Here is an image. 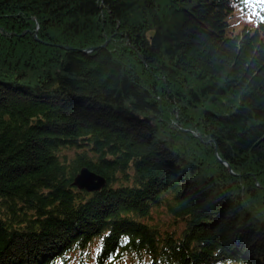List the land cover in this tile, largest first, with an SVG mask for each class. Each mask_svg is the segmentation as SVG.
Returning <instances> with one entry per match:
<instances>
[{"label":"trees","instance_id":"16d2710c","mask_svg":"<svg viewBox=\"0 0 264 264\" xmlns=\"http://www.w3.org/2000/svg\"><path fill=\"white\" fill-rule=\"evenodd\" d=\"M0 264H264V0H0Z\"/></svg>","mask_w":264,"mask_h":264},{"label":"water","instance_id":"95a60500","mask_svg":"<svg viewBox=\"0 0 264 264\" xmlns=\"http://www.w3.org/2000/svg\"><path fill=\"white\" fill-rule=\"evenodd\" d=\"M225 166L230 169L228 164H225ZM74 184L80 189H85L88 192H95L104 186L105 180L102 177L94 175L87 170H82L75 179Z\"/></svg>","mask_w":264,"mask_h":264}]
</instances>
